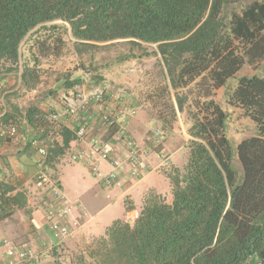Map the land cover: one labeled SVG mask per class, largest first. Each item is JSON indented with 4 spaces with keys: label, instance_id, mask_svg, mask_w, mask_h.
<instances>
[{
    "label": "trees",
    "instance_id": "1",
    "mask_svg": "<svg viewBox=\"0 0 264 264\" xmlns=\"http://www.w3.org/2000/svg\"><path fill=\"white\" fill-rule=\"evenodd\" d=\"M241 1L0 0V64L9 63L6 71L11 74L22 59L23 42L63 22L78 47L96 49L98 44L124 40L134 46L156 45L154 53L162 57L174 90L201 79L208 91L204 97L211 98L212 91L227 87L247 63L264 59V0L225 22V6ZM25 70L23 81L30 85L31 70ZM82 82L68 81L61 88L76 90ZM195 101L202 117L195 116L190 130L188 162L183 169L164 170L172 202L149 191L133 226L115 221L101 241L104 264H264V77L239 79L229 96V104L243 110L259 133L238 146L242 179L233 167L227 112L213 99ZM178 102L183 109V101ZM59 104L66 107L62 99ZM50 113L45 110L42 118L60 128L57 142L51 128L42 126L40 108H31L22 122L33 131L32 141L48 151L39 163L44 169L55 165L77 139L70 126L76 127L75 122H54ZM10 123L17 125L12 114L0 117V127ZM0 173L1 205L9 200L23 205L21 193L4 201L9 185Z\"/></svg>",
    "mask_w": 264,
    "mask_h": 264
},
{
    "label": "rangeland",
    "instance_id": "2",
    "mask_svg": "<svg viewBox=\"0 0 264 264\" xmlns=\"http://www.w3.org/2000/svg\"><path fill=\"white\" fill-rule=\"evenodd\" d=\"M254 1L256 0H243L225 6L223 12L225 22L228 23L233 14H240ZM66 26L63 22H56L46 26L48 28L40 29L30 35L22 44V59L11 74L6 71L10 67L9 63L0 64V117L6 113L12 114L17 122L20 135L19 139L10 144L4 145L0 141L1 151L11 144L14 148L19 147L25 136H29L30 140L33 139V131L27 130L24 123L22 124L24 116L31 108H40V118H42L45 110L53 113L63 109L59 104L63 95L70 92V95L75 98L76 90L86 94L92 93L95 89L104 90L103 86L108 82L113 91L125 89L130 94L131 101L135 102L134 106L137 107V112H140L143 120L149 123L147 128L143 129L146 147L138 141L146 160L154 158L156 155L160 161L163 157H169L168 165L155 168L156 172L152 171L145 176L143 184L148 183L159 171L164 173V170L168 169L169 172L176 167L183 169L187 164L189 148L193 140L190 130L194 125L195 116L202 117L200 109L195 103L197 99H201V102L213 99L227 112L229 116L227 136L233 148V167L242 179L243 169L238 160V146L246 139L259 136V133L256 124L247 117L243 110L229 104V96L237 87L239 79L254 75L264 77V59L259 62L247 63L242 71L228 82L227 87L212 91L211 98L206 99L204 97L208 94V91L204 90L206 81L201 79L185 89L174 90L171 87L163 59L154 53L156 45L134 46L124 40L98 44L96 49L78 47L79 43L74 40ZM79 49L83 51L79 52ZM26 66H29L31 70L28 78L31 82L30 85L23 81ZM126 71H128L127 74ZM100 77L103 78L101 82L98 80ZM79 78L83 82L82 85L76 87V90L68 91L61 88L66 82ZM179 100L183 101V109L179 107ZM82 112L69 123L75 122L76 125L84 123L86 111ZM50 124L49 126L43 120L42 126L50 127V132H54L55 135L60 128L56 129V124L51 121ZM98 129L99 132L101 127ZM3 131L4 128L0 127V134ZM54 135L52 140L57 142L56 139L59 135ZM31 151L36 153L33 147H31ZM145 158L144 163H146ZM6 159L4 155H0V163L3 162L7 166ZM59 162L69 163L65 155ZM51 167L47 169L46 174L49 179L60 185L58 169L55 165ZM147 170L149 171V169ZM86 176V178L90 176L88 172ZM70 180L69 183L74 182L72 179ZM36 182L38 183V181ZM42 189H37L39 195H33L34 202H38L37 198L47 197L46 188ZM159 189L162 193L165 191L161 196L167 203H171L173 196L169 179L164 177L163 185ZM42 191L46 196L42 194ZM122 221L129 225L132 222L131 226L135 224L134 220ZM102 238L91 240V243L83 247V251L82 248L74 251V256L68 253L71 249L64 245L58 251V255H60L58 260H55L56 264H104L102 260H107V258L104 254L105 247H102L101 244ZM69 257L72 260H68Z\"/></svg>",
    "mask_w": 264,
    "mask_h": 264
},
{
    "label": "crops",
    "instance_id": "3",
    "mask_svg": "<svg viewBox=\"0 0 264 264\" xmlns=\"http://www.w3.org/2000/svg\"><path fill=\"white\" fill-rule=\"evenodd\" d=\"M127 73L128 71H126ZM108 84L107 82L103 89L107 94L117 95L112 102L114 107L119 105L122 100L119 93L113 91L112 86ZM67 95L68 100H65L64 98ZM67 95L61 97L66 104L71 103V99H73L70 94ZM134 105L135 102L132 101V106L137 108ZM89 108L91 109L85 112L86 122H89L91 112H94L92 105ZM92 123L90 122V134L95 135L99 130L98 128L102 126L97 122H95L96 124ZM148 124L143 120L140 112H137L136 117L131 119L129 125L130 135L136 142L139 141L145 147L147 143L144 142L143 129H146ZM29 140V136H25L19 147L14 148L11 144L4 147L3 152L0 150V155H4L8 161L7 166L3 162L0 163V169H3L2 171L5 173L1 176L3 177L2 180L9 185L4 201L14 198L19 193L24 196L23 205L12 203L10 200L8 203L1 205L0 201V261L4 257L2 241L8 239L18 246L30 248L39 260L51 264L56 263L55 260H58L60 255H58V251L64 245L71 249L68 253L72 255L78 249L82 248L83 251V247L91 243V240L106 237L108 229L115 221L126 219L136 221L145 196L149 191H155L160 195L165 193V191L162 193L159 188L163 185L164 177L167 180L168 178L161 171L157 172V175L155 174L156 176L154 175L148 183L143 184L144 179L136 182L126 177L119 185L108 188L98 177L90 173L85 164H64L59 160L55 163V167L59 172L60 186L64 196L70 199V202L79 205L74 217L78 219L80 226L68 240L58 243L53 239L47 219V205L52 201L51 196L45 185L36 182L37 172L41 169L39 166L41 157L33 153L31 148L27 146ZM156 157L158 156L156 155ZM156 157L151 158L152 161L150 158L148 160L145 158L146 166H152L153 169L161 167L162 162ZM47 169H50V167H47ZM108 169L107 165L103 166L104 171ZM85 172L89 173L88 178H86ZM70 179L74 182L69 183ZM44 187L48 192L47 197L37 198L38 202H34L35 197L33 198V195H39L37 189ZM42 194L45 195V192L42 191ZM130 223L132 225V222ZM84 253L86 252L84 251ZM68 260H72L71 257Z\"/></svg>",
    "mask_w": 264,
    "mask_h": 264
},
{
    "label": "built area",
    "instance_id": "4",
    "mask_svg": "<svg viewBox=\"0 0 264 264\" xmlns=\"http://www.w3.org/2000/svg\"><path fill=\"white\" fill-rule=\"evenodd\" d=\"M117 92L122 102L113 107L116 94H107L100 89L91 94L78 90L76 97L64 109L50 114V120L54 122H69L92 105L94 112H91L89 122L80 123L76 127L73 125L77 139L75 146L73 144L69 149L67 159L70 163L85 164L90 173L107 187L119 185L125 175L133 180H140L147 173L142 149L129 132L131 119L136 117L137 110L132 106L131 96L125 89ZM64 99L68 100V97ZM90 122H97L102 126L95 135L90 134ZM0 137L12 141L19 139L18 126L10 123ZM32 144L37 147L42 158L47 156L48 151L44 146L37 141ZM104 165L109 167L107 171L103 170ZM37 179L48 188L52 199L47 205V219L53 239L58 243L65 242L80 226L78 219L74 217L76 206L67 200L60 186L49 179L43 170L38 171ZM2 246L4 257L0 264H51L39 260L30 248L18 246L8 239L2 241Z\"/></svg>",
    "mask_w": 264,
    "mask_h": 264
},
{
    "label": "clouds",
    "instance_id": "5",
    "mask_svg": "<svg viewBox=\"0 0 264 264\" xmlns=\"http://www.w3.org/2000/svg\"><path fill=\"white\" fill-rule=\"evenodd\" d=\"M78 91V90H77ZM67 95V94H66ZM67 97H68V95H67ZM64 109V108H63ZM62 110V109H61ZM60 110V111H61ZM57 112H59V111H57ZM82 113H84V112H82ZM49 118H50V114H49ZM86 122V120L84 121V123ZM84 123H82V124H84ZM74 127H72V129H73ZM18 130H19V128H18ZM19 137H20V135H19ZM16 141V140H15ZM15 141H13V142H15ZM35 141V140H34ZM12 142V143H13ZM30 142H32L33 143V141L32 140H30ZM29 143V142H28ZM138 143V142H137ZM38 144H40V143H38ZM73 144L74 143H72V145L71 146H73ZM40 145H42V144H40ZM33 148H35V149H37V147H35V146H32ZM71 148V147H70ZM69 151V150H68ZM68 153V152H67ZM67 153L65 154V156H67ZM38 155H39V153H38ZM39 157H41L40 155H39ZM144 158H145V156H144ZM41 159H44V158H42L41 157ZM168 159H169V157L168 156H166V157H163V159H161V162H162V165L163 166H165V165H167V163H168ZM69 162V161H68ZM70 163V162H69ZM72 164H74V163H72ZM145 166H146V164H145ZM41 169L40 170H43L45 173H46V171H47V169H44V168H42V167H40ZM147 169H149V171L147 170ZM39 170V171H40ZM146 170H147V173H145V175L140 179V180H142V179H144L145 178V176H147L148 174H150L152 171H155L153 168L152 169H150L149 168V166H146ZM38 173V172H37ZM48 176V175H47ZM129 178V176H127V175H125L124 177H122V180L124 179V178ZM36 179H37V177H36ZM129 179H131V178H129ZM121 180V181H122ZM131 180H133V179H131ZM140 180H133V181H136V182H138V181H140ZM37 181H38V179H37ZM121 181H120V183H121ZM102 182V181H101ZM57 183V182H56ZM58 184V183H57ZM59 185V184H58ZM60 186V185H59ZM115 186H117V185H115ZM115 186H113V187H115ZM60 188H61V186H60ZM108 188H112V187H108ZM62 190V189H61ZM67 200L70 202V200L67 198ZM72 203V202H71ZM75 206H76V209H77V207H79V205L77 204V203H73ZM75 212H76V210H75ZM74 212V213H75ZM129 220V219H128Z\"/></svg>",
    "mask_w": 264,
    "mask_h": 264
}]
</instances>
